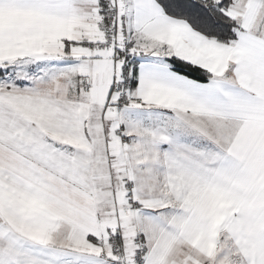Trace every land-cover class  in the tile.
Here are the masks:
<instances>
[{"label": "snow or ice", "instance_id": "6c2138e0", "mask_svg": "<svg viewBox=\"0 0 264 264\" xmlns=\"http://www.w3.org/2000/svg\"><path fill=\"white\" fill-rule=\"evenodd\" d=\"M0 264H264V0H0Z\"/></svg>", "mask_w": 264, "mask_h": 264}]
</instances>
